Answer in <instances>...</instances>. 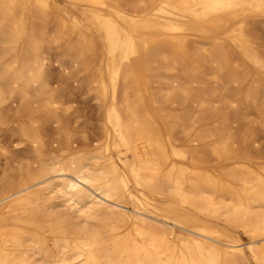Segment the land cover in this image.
<instances>
[{
  "label": "bare ground",
  "instance_id": "1",
  "mask_svg": "<svg viewBox=\"0 0 264 264\" xmlns=\"http://www.w3.org/2000/svg\"><path fill=\"white\" fill-rule=\"evenodd\" d=\"M196 33L217 43L197 50L219 70L212 75L221 89L246 83L264 110V0H0V127L11 122L36 155L0 182V264H248L232 227L264 264V167L186 165V153H228L232 128L197 138L193 150L175 147L156 102L178 82L146 76L157 64L188 85L182 52ZM69 34L77 36L73 64L97 71L105 140L95 153L59 160L39 124L46 118L58 134L69 131L45 72L51 45ZM229 50L257 72L239 69ZM174 89L185 101L187 88ZM211 99L203 93L194 103Z\"/></svg>",
  "mask_w": 264,
  "mask_h": 264
},
{
  "label": "rangeland",
  "instance_id": "2",
  "mask_svg": "<svg viewBox=\"0 0 264 264\" xmlns=\"http://www.w3.org/2000/svg\"><path fill=\"white\" fill-rule=\"evenodd\" d=\"M54 18H58L57 13L51 14L49 22L51 31H55L58 24V20ZM70 35L51 45L49 62L45 67L50 87L57 98L65 104L63 106L68 109L69 113L62 119L66 122V126L68 125L69 131L67 134H58L55 124L46 118H43L44 121L42 120L39 124L41 133L49 137L52 143L51 156L59 160L67 158L69 153H95L105 140L102 112L95 98V86L92 82L97 71L92 68L84 72L82 67H76L73 64L77 36ZM196 35L197 37H190L187 40L185 50L182 52L189 72L188 85H183L185 80L177 69L173 73L166 72L159 69L157 64L152 65L146 75L152 80L157 75L160 79L166 77L178 82L171 86L173 96L168 101L159 97L156 102L166 115V122L171 129L172 143L175 147L182 149L183 147L194 148L200 144L197 143V138L208 135L217 137L224 133L223 129L231 127L234 143L230 144L228 153L223 152L220 157H217L208 154L206 150L202 153L191 152L185 154L183 162L188 166L205 162L208 166H217L225 171L234 170L239 164L244 163L248 168L261 172L264 167V110L260 108L262 97L260 93L249 94V86L246 83L243 85L230 83L226 91L221 89L222 78H217L220 75L219 70L209 63L206 54L197 50L201 46L214 49L217 43L207 40L203 35L197 33ZM223 44L228 42L225 41ZM228 53V59L238 64L239 69H248L251 73L257 72L253 65L243 64L230 50ZM212 73L217 77H214ZM197 78L205 82L207 90L203 89L201 84L193 82ZM178 85L187 88L185 101H183V95L174 89ZM155 86L157 87L155 84L152 85V89ZM159 87L165 86L159 85ZM214 89L216 90L212 92ZM203 93L214 102L209 107H203L205 109L194 103L197 96ZM224 97L235 101L234 105L226 104L223 101ZM15 105L12 100L6 102L5 108L12 110L10 115H13ZM7 126L11 127V122L0 127V182L14 178L17 171L15 168L20 164L29 163L30 165L36 159L30 146L22 138L12 134ZM182 214L188 215L191 220L200 218L194 212L189 213L184 210ZM230 232L246 251L248 264H256L248 251V236L234 227L230 229Z\"/></svg>",
  "mask_w": 264,
  "mask_h": 264
}]
</instances>
